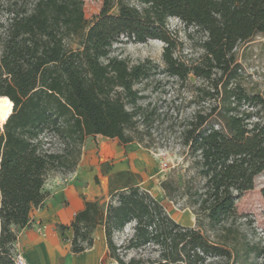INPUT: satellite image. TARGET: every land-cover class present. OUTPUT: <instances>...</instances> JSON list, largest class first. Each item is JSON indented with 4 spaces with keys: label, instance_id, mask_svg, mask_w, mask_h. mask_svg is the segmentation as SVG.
Segmentation results:
<instances>
[{
    "label": "trees",
    "instance_id": "1",
    "mask_svg": "<svg viewBox=\"0 0 264 264\" xmlns=\"http://www.w3.org/2000/svg\"><path fill=\"white\" fill-rule=\"evenodd\" d=\"M135 2L103 0L87 20L83 0H0V97L12 103L0 128V264H16L19 232L44 205L48 178L75 171L88 137L148 147L154 113L138 104L135 85L157 66L110 56L120 36L164 42L162 72L206 82L196 95L216 101L195 110L180 132L193 173L181 184L173 176L159 183L170 201L183 192L195 226L176 222L138 173L118 171L109 175L106 201L83 196L72 220L56 224L71 231L70 253L89 250L102 227L105 259L114 264H264V241L248 240L232 223L236 201L264 171V95L238 83L235 55L238 44L264 33V0ZM171 18L204 35L190 62L175 55ZM204 221L221 230L219 242L200 230Z\"/></svg>",
    "mask_w": 264,
    "mask_h": 264
},
{
    "label": "rangeland",
    "instance_id": "2",
    "mask_svg": "<svg viewBox=\"0 0 264 264\" xmlns=\"http://www.w3.org/2000/svg\"><path fill=\"white\" fill-rule=\"evenodd\" d=\"M83 1L84 16L87 20H92L98 15L103 0ZM128 1L131 4L136 3L135 0ZM5 18L6 15L0 10V32ZM168 25L174 40L175 55L185 62L196 58L200 52L198 42L203 38V33L184 26L175 18L169 19ZM164 46V42L160 40L138 43L126 36H120L112 45L110 56L125 59L130 64L149 60L157 66L155 73L135 85L141 95L138 104L146 111L153 110L152 135L144 141L147 148L137 143L130 146L121 145L116 140L102 136L88 137L83 148V174L92 172L94 169L99 173H105L111 167L113 154L120 153V156H125L129 165L133 166V171L140 173L141 187L150 191L161 201L176 222L184 226H195V217L189 200L183 192L179 191L170 201L159 188V183L168 176H173L181 184L187 175L193 173L194 169L190 166V161L185 155L186 149L181 143L180 132L195 110L198 108L206 110L205 108H209L216 101H201V96L196 95V88L206 86V82L193 76H189L188 80L182 82L162 72ZM235 55L240 65L238 83L247 93L264 95V33L238 44ZM258 116L264 120V111H259ZM49 146L57 148L59 145L53 140ZM164 162L167 164L166 169L162 167ZM97 182L100 183L99 180H96ZM63 183H65L64 180L55 183L51 175L44 189L48 191L51 186L58 187ZM83 184L86 183L83 182ZM262 187H264V171L256 176L253 189L245 192L236 201V216L232 219L234 227L253 242L264 241V198L260 192ZM97 200L103 203L106 201V196L103 195ZM200 230L214 242H219L221 239L219 237L221 230L212 229L206 221L200 226ZM129 233L130 228L127 226L119 235V240ZM60 241L62 250L67 256L70 255L62 243L64 235L60 237ZM132 254L133 252L129 253V255ZM22 259L24 261L23 257ZM103 263L114 264L106 259Z\"/></svg>",
    "mask_w": 264,
    "mask_h": 264
},
{
    "label": "crops",
    "instance_id": "3",
    "mask_svg": "<svg viewBox=\"0 0 264 264\" xmlns=\"http://www.w3.org/2000/svg\"><path fill=\"white\" fill-rule=\"evenodd\" d=\"M83 156L82 154L73 173L67 176L53 175L55 183L62 182V180L65 183L58 187L51 186L48 191L46 190L48 196L44 205L31 212V225L20 230L15 243V251L24 258L25 264H100L106 258L102 227L95 230L94 244L89 250L81 254H72L69 251V243L65 240V238H70L71 231L66 230L62 234L56 229V224H68L72 220L75 213L84 206L83 196L87 200H97L105 195L107 199L110 174L118 171H131L139 175L140 173L133 171V166L129 165L125 156L115 153L112 156L111 167L105 173H99L94 169L92 172L83 174ZM136 169L140 168L136 167ZM96 180H99L100 183H96ZM83 182L86 184L84 185ZM141 183L142 179L139 183L140 186ZM63 235L62 243L70 253L68 256L61 246L60 237Z\"/></svg>",
    "mask_w": 264,
    "mask_h": 264
},
{
    "label": "bare ground",
    "instance_id": "4",
    "mask_svg": "<svg viewBox=\"0 0 264 264\" xmlns=\"http://www.w3.org/2000/svg\"><path fill=\"white\" fill-rule=\"evenodd\" d=\"M12 109V103L5 97H0V126L6 120Z\"/></svg>",
    "mask_w": 264,
    "mask_h": 264
},
{
    "label": "built area",
    "instance_id": "5",
    "mask_svg": "<svg viewBox=\"0 0 264 264\" xmlns=\"http://www.w3.org/2000/svg\"><path fill=\"white\" fill-rule=\"evenodd\" d=\"M162 167H163V169H166L167 164L165 162L162 163ZM16 264H25L22 257L19 254L16 256Z\"/></svg>",
    "mask_w": 264,
    "mask_h": 264
}]
</instances>
